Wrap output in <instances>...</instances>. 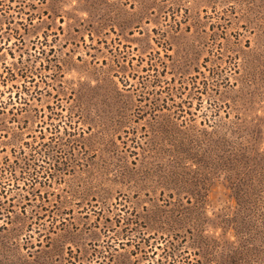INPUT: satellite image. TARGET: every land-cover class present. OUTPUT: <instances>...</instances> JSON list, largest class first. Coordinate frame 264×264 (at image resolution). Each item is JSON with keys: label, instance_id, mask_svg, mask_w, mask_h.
<instances>
[{"label": "rangeland", "instance_id": "1", "mask_svg": "<svg viewBox=\"0 0 264 264\" xmlns=\"http://www.w3.org/2000/svg\"><path fill=\"white\" fill-rule=\"evenodd\" d=\"M0 177V264H264V0H0Z\"/></svg>", "mask_w": 264, "mask_h": 264}, {"label": "trees", "instance_id": "2", "mask_svg": "<svg viewBox=\"0 0 264 264\" xmlns=\"http://www.w3.org/2000/svg\"><path fill=\"white\" fill-rule=\"evenodd\" d=\"M20 92L21 91H18L17 92V94H18V98H20ZM27 165H30V164H27V163H25L22 159L20 160V162H14V163H6V164H4V165H2V166H8V167H11V170H16V169H18V170H20V169H24ZM6 179L7 178H4V177H0V195H2V192H1V184L3 183H5L6 182Z\"/></svg>", "mask_w": 264, "mask_h": 264}]
</instances>
